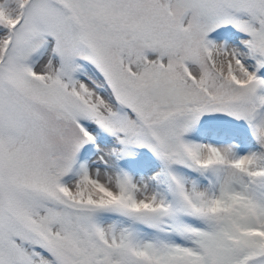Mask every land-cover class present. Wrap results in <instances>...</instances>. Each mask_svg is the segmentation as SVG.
I'll list each match as a JSON object with an SVG mask.
<instances>
[{"label":"snow or ice","instance_id":"snow-or-ice-1","mask_svg":"<svg viewBox=\"0 0 264 264\" xmlns=\"http://www.w3.org/2000/svg\"><path fill=\"white\" fill-rule=\"evenodd\" d=\"M0 264H264V0H0Z\"/></svg>","mask_w":264,"mask_h":264}]
</instances>
